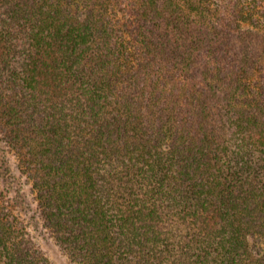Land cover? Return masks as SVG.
<instances>
[{"label":"trees","instance_id":"16d2710c","mask_svg":"<svg viewBox=\"0 0 264 264\" xmlns=\"http://www.w3.org/2000/svg\"><path fill=\"white\" fill-rule=\"evenodd\" d=\"M38 234L264 264V0H0V264H50Z\"/></svg>","mask_w":264,"mask_h":264},{"label":"rangeland","instance_id":"374dc122","mask_svg":"<svg viewBox=\"0 0 264 264\" xmlns=\"http://www.w3.org/2000/svg\"><path fill=\"white\" fill-rule=\"evenodd\" d=\"M10 155L14 158V163L17 164L19 159L15 157L16 154L11 152ZM26 175L28 176V178H30V173L28 171ZM24 177L27 179V185L30 188L33 181H31V179H28L26 176ZM35 235H33L34 243L36 244L38 250L42 252L43 255H45L50 264H70L67 257L63 256L60 253V249L56 247L55 242L52 239H50L47 235L43 236L38 234L39 237H35Z\"/></svg>","mask_w":264,"mask_h":264}]
</instances>
